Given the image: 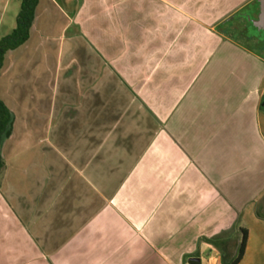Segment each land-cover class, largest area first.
Masks as SVG:
<instances>
[{"label": "crops", "instance_id": "0c3cea01", "mask_svg": "<svg viewBox=\"0 0 264 264\" xmlns=\"http://www.w3.org/2000/svg\"><path fill=\"white\" fill-rule=\"evenodd\" d=\"M20 9L0 0V40ZM259 12L39 0L0 75V264H224L241 229L239 264H264Z\"/></svg>", "mask_w": 264, "mask_h": 264}, {"label": "trees", "instance_id": "16d2710c", "mask_svg": "<svg viewBox=\"0 0 264 264\" xmlns=\"http://www.w3.org/2000/svg\"><path fill=\"white\" fill-rule=\"evenodd\" d=\"M20 2L21 9L16 20V28L11 34L3 37L0 40V75L7 55L23 46L29 40L31 29L35 22L36 9L39 0H20ZM12 124L13 116L10 110L0 99V171L4 167V161L1 155V146L3 142L10 136ZM241 235L242 238L238 248V255L233 261L229 263L228 255L224 254V264H239L244 257L248 242V231L246 229H241Z\"/></svg>", "mask_w": 264, "mask_h": 264}, {"label": "rangeland", "instance_id": "374dc122", "mask_svg": "<svg viewBox=\"0 0 264 264\" xmlns=\"http://www.w3.org/2000/svg\"><path fill=\"white\" fill-rule=\"evenodd\" d=\"M264 33V32H263ZM264 87V86H263ZM261 124H262V131L264 133V97L262 99V103H261ZM245 223H246V227H248V229H253L258 236H260L262 233H260V227L259 226H255L254 220L251 218V216L246 217L245 219ZM264 236V235H263ZM237 239L240 240L241 239V234L239 233V235H236ZM232 244L235 245V241L232 240ZM237 245V244H236ZM236 255H238V252L236 253Z\"/></svg>", "mask_w": 264, "mask_h": 264}, {"label": "water", "instance_id": "95a60500", "mask_svg": "<svg viewBox=\"0 0 264 264\" xmlns=\"http://www.w3.org/2000/svg\"><path fill=\"white\" fill-rule=\"evenodd\" d=\"M258 4L260 12L257 20L254 21V25L258 30L264 31V0H258Z\"/></svg>", "mask_w": 264, "mask_h": 264}, {"label": "flooded vegetation", "instance_id": "af4514ba", "mask_svg": "<svg viewBox=\"0 0 264 264\" xmlns=\"http://www.w3.org/2000/svg\"><path fill=\"white\" fill-rule=\"evenodd\" d=\"M257 31H258L259 34H261L262 36H264L263 31H260V30H258V29H257Z\"/></svg>", "mask_w": 264, "mask_h": 264}]
</instances>
